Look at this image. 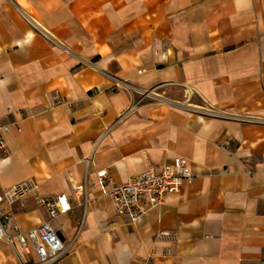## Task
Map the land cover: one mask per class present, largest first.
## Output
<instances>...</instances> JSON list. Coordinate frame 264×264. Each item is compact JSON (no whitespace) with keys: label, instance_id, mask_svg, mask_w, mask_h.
<instances>
[{"label":"crops","instance_id":"0c3cea01","mask_svg":"<svg viewBox=\"0 0 264 264\" xmlns=\"http://www.w3.org/2000/svg\"><path fill=\"white\" fill-rule=\"evenodd\" d=\"M0 123V191L71 207L10 208L52 222L57 264H264V0H0ZM177 158L194 180L138 221L97 184Z\"/></svg>","mask_w":264,"mask_h":264},{"label":"built area","instance_id":"2783aa9c","mask_svg":"<svg viewBox=\"0 0 264 264\" xmlns=\"http://www.w3.org/2000/svg\"><path fill=\"white\" fill-rule=\"evenodd\" d=\"M10 128V124L0 123V151L5 154L8 153L5 135ZM96 177L97 184L109 191L118 211L129 216L134 222L149 209L165 204L170 193L180 192L184 182H192L195 176L186 159L177 158L174 165L166 166L159 172L150 168L123 183L116 182L107 169L97 171ZM38 186L34 179H29L0 191V240H5L9 244L16 242L26 257L33 251L38 257L37 262L26 258L21 259L19 264H57L68 252L62 236L55 230L50 220L43 221L28 231H22L18 223H11L12 205L30 195L34 196L39 205L48 209L51 219L60 213L68 214L71 211V207L61 204L58 198L40 195ZM84 188L85 185L77 189V192L83 194Z\"/></svg>","mask_w":264,"mask_h":264}]
</instances>
